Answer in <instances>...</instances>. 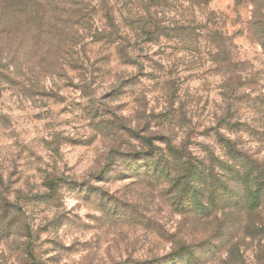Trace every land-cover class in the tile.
<instances>
[{
  "label": "rangeland",
  "instance_id": "rangeland-1",
  "mask_svg": "<svg viewBox=\"0 0 264 264\" xmlns=\"http://www.w3.org/2000/svg\"><path fill=\"white\" fill-rule=\"evenodd\" d=\"M263 26L264 0H0V264H264Z\"/></svg>",
  "mask_w": 264,
  "mask_h": 264
},
{
  "label": "trees",
  "instance_id": "trees-1",
  "mask_svg": "<svg viewBox=\"0 0 264 264\" xmlns=\"http://www.w3.org/2000/svg\"><path fill=\"white\" fill-rule=\"evenodd\" d=\"M142 33L146 34V31H144L143 29ZM156 34L157 32L155 31L148 33V38L149 40H152L151 42H155L154 38L157 36ZM260 34L262 35V37H264V26L261 28ZM156 41H158V39H156ZM223 122H227V121L223 120ZM227 126L230 130H233L236 129V127L239 125L238 122L234 123V121H228ZM228 142H229L228 145L230 147L231 146L235 147L233 151H230L231 153L230 155L234 163L229 168H226L228 167L227 165L221 168L222 170H225L228 173V176H226V180H231L232 182H235L236 179L239 178L241 174L240 170L238 169V166H236V160L245 157V155H241L239 151H236V145H234L232 141L229 140ZM178 159L180 158H176V160ZM185 164L180 163V166L175 167L174 171L170 172L166 176V178L172 180L174 185L178 187V190H181L182 186H184V190L180 192V197L186 196L188 193V187H190L191 184L195 182L193 179V173L192 174L190 173L189 175H185L184 173L185 170H182V167ZM173 172L176 173V177L178 178L171 177L172 174H174ZM242 182L245 184L246 194L242 196L238 209L240 210L246 209L248 212H250V214L259 212L260 209L262 208V203H263L262 199L264 197V171H260L256 167H252L251 169L244 171ZM232 193H236V192L233 191Z\"/></svg>",
  "mask_w": 264,
  "mask_h": 264
}]
</instances>
